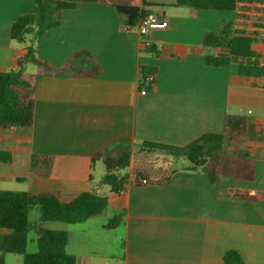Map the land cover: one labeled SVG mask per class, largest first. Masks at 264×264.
Segmentation results:
<instances>
[{
  "label": "crops",
  "instance_id": "0c3cea01",
  "mask_svg": "<svg viewBox=\"0 0 264 264\" xmlns=\"http://www.w3.org/2000/svg\"><path fill=\"white\" fill-rule=\"evenodd\" d=\"M65 1L77 6L61 11L60 26L40 39L38 56L61 68L86 52L75 68L97 65L102 72L84 76L73 70L38 80L33 124L0 132V151L13 157L0 162V190L59 191L65 200L84 192L109 197L106 211L84 223L42 222L37 209L33 221L30 213L36 236L41 227L69 233L67 251L78 264H224L231 249L245 264H264V77L206 64V55L215 52L205 45L206 36H223L226 26L233 31L236 13L179 6L177 0ZM146 4L156 5L152 13L167 26L142 36L127 28L117 5ZM27 14H39L34 0H0V72L18 70L26 54L28 43L13 40L11 30ZM256 43L264 56V42ZM148 74L156 81L146 83V93L141 86ZM227 115L245 116L254 126L227 148L249 155L252 180L213 184L181 157L171 160L180 165L164 183H141L131 173L120 193L102 184L105 164L92 161L98 151L112 154L116 146L130 145L136 154L144 142L186 146L206 134H223ZM34 157L47 162L34 167ZM114 219L118 223L108 228ZM111 234L120 235V252Z\"/></svg>",
  "mask_w": 264,
  "mask_h": 264
},
{
  "label": "trees",
  "instance_id": "16d2710c",
  "mask_svg": "<svg viewBox=\"0 0 264 264\" xmlns=\"http://www.w3.org/2000/svg\"><path fill=\"white\" fill-rule=\"evenodd\" d=\"M39 8L38 15L27 14L20 17L12 26L11 38L26 44V54L19 59L18 70L0 72V132H13L33 124L36 107V85L44 76H64L76 70L84 76H96L102 71L94 65L90 71L75 68L76 60L86 52H79L70 57L66 65L55 68L38 56V44L42 36L50 29L60 26V13L76 8L77 4L65 0H34ZM179 6L197 9L229 11L236 13L233 31L226 26L223 36L209 34L205 45L215 49L206 55V64L213 67H234L238 75L246 77H264V56L254 48L256 42H264V0H177ZM155 4H146V8L129 5H117L125 18L128 29L135 27L147 15L152 14ZM153 53L155 49H152ZM33 64L36 74L26 72V66ZM146 78L141 86L148 92ZM254 130L249 119L240 115H227L223 134H206L186 146H172L144 142L142 152L160 150L173 158H186L192 169L202 171L213 183L224 178L252 180L255 176L254 163L245 152L229 154L227 148L237 145L241 138ZM102 149L94 154L92 161L103 160L106 174L102 184L111 192L120 193L130 182L131 173L146 183H164L172 172L153 182L139 169L131 171L135 154L130 145H119L112 154ZM142 154V155H143ZM10 152L0 151V162L10 163ZM33 159L34 167L46 163ZM241 198L253 197L237 192ZM109 205V197L84 192L65 200L59 191L40 193L13 192L0 190V264H7L8 254L23 257V264H78L77 258L69 254L67 245L69 233L65 230L39 228L37 231L38 251L28 253L29 233L32 230L30 213L37 209L42 222H62L79 224L102 215ZM117 219L107 226L114 227ZM224 264H245L243 257L236 250H227Z\"/></svg>",
  "mask_w": 264,
  "mask_h": 264
},
{
  "label": "rangeland",
  "instance_id": "374dc122",
  "mask_svg": "<svg viewBox=\"0 0 264 264\" xmlns=\"http://www.w3.org/2000/svg\"><path fill=\"white\" fill-rule=\"evenodd\" d=\"M254 47L256 49L258 48V44L255 43ZM36 70V67L34 65H31V68L29 69L28 73H34ZM141 147L137 149V152L135 154V159L131 168V171L135 169H139L141 171H144L150 179L153 180V182H156L160 180L163 176H165L167 173H170L173 171V169H176L179 163H173L171 160H173V157L169 156L166 152L155 150L153 152H144L141 151ZM143 154V155H142ZM186 160V158H184ZM172 162V163H171ZM187 162V160H186ZM103 165V164H102ZM36 214H38L37 211L32 212V219L34 221V218L36 217ZM34 225V222H32ZM36 234L34 229L30 231L29 234V244H28V253L34 254L38 251V246L36 242ZM109 240L112 242L115 241V247L116 250L120 252V235L118 234H111L109 235ZM112 250H114V246H112ZM1 256V253H0ZM8 264H20V260H22L23 264V257L20 255H12L10 254L8 257ZM11 259V260H10ZM7 263V262H6Z\"/></svg>",
  "mask_w": 264,
  "mask_h": 264
},
{
  "label": "built area",
  "instance_id": "2783aa9c",
  "mask_svg": "<svg viewBox=\"0 0 264 264\" xmlns=\"http://www.w3.org/2000/svg\"><path fill=\"white\" fill-rule=\"evenodd\" d=\"M166 26L167 24L164 19L152 13V14L147 15L143 20H141L132 29H135L136 31H138L142 36H145L150 30L165 29ZM145 81L147 84H150V85L154 84L156 81V76L154 74H148ZM141 183H146V181L142 180Z\"/></svg>",
  "mask_w": 264,
  "mask_h": 264
}]
</instances>
